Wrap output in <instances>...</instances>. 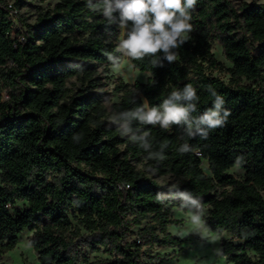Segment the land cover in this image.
Listing matches in <instances>:
<instances>
[{
    "label": "trees",
    "instance_id": "trees-1",
    "mask_svg": "<svg viewBox=\"0 0 264 264\" xmlns=\"http://www.w3.org/2000/svg\"><path fill=\"white\" fill-rule=\"evenodd\" d=\"M8 3L0 0V250L14 248L28 230L40 264H77L71 236L83 228L92 251L111 254L104 264H143L145 244L182 241L165 232L176 222L166 207L199 203L210 207L204 220L209 230L239 240L222 242L229 262L264 264V3L196 0L192 31L171 50L177 60L169 62L162 52L127 57L149 77L118 82L119 101L110 109L97 74L112 63L121 32L118 12L110 21L93 11L102 0H57L33 23L19 16L20 42ZM12 4L20 9L23 0ZM212 38L231 63V77L247 84L231 85L206 72L216 65ZM188 85L195 96L177 102L194 105L188 122L162 129L133 115L159 107ZM4 88L8 98L1 100ZM218 97L220 116L229 115L215 129L199 125L204 138L196 122L215 110ZM237 164H243V179L227 172ZM139 165L180 182L160 185ZM143 221L148 224L129 240V228Z\"/></svg>",
    "mask_w": 264,
    "mask_h": 264
},
{
    "label": "rangeland",
    "instance_id": "rangeland-1",
    "mask_svg": "<svg viewBox=\"0 0 264 264\" xmlns=\"http://www.w3.org/2000/svg\"><path fill=\"white\" fill-rule=\"evenodd\" d=\"M242 1L264 3V0ZM12 2L13 0H9V3ZM56 2L57 0H23V5L19 9L23 23H33L40 9H51ZM122 35L123 28L121 27L119 42L122 39ZM107 42L109 43L110 41L108 40ZM119 42L114 43L115 53L112 63L107 66H100L97 74L99 79L98 91L105 94V104L108 109L111 108L112 103L119 101L120 93L114 90L118 82L123 81L128 84H132L135 81L145 82L149 77L147 72L137 70L132 66L127 56L119 50ZM211 53L216 65L207 69V73L217 76L225 83L231 85L234 83H248L244 78L231 77L229 71L231 63L224 56L222 46L216 38L211 40ZM71 83H75V87L79 86L75 79H72ZM7 98L8 90L4 88L1 91V100H6ZM138 167L143 169L148 177L155 179L160 185L165 187H170L180 182V178L174 175H159L155 171L142 167V165ZM201 167L210 176L207 161L202 160ZM227 172L238 179H243V164L234 165ZM16 205L20 208L24 207L22 202H17ZM166 209L168 216L175 219L176 222L167 225L165 232L171 237L182 239V241L167 245L156 242L145 244L140 250V259L143 264H232L226 259V255L223 254L221 245L224 240L237 239L227 232L217 233L205 226L204 220L210 209L209 206L198 203L195 207L167 206ZM194 216L198 218L196 222L193 221ZM147 224L146 221H143L140 225L131 226L128 239L132 240L138 237L139 231ZM88 233L81 228L79 235L71 236L74 248L77 251V264H104L111 254L103 248L99 251H92L85 242ZM32 235L33 231L24 230L18 235L19 239L14 248L7 251L0 250V264H40L36 252L29 244V239ZM158 235L162 237L163 233L158 232ZM242 253L256 259L254 253L249 249L242 250Z\"/></svg>",
    "mask_w": 264,
    "mask_h": 264
},
{
    "label": "clouds",
    "instance_id": "clouds-1",
    "mask_svg": "<svg viewBox=\"0 0 264 264\" xmlns=\"http://www.w3.org/2000/svg\"><path fill=\"white\" fill-rule=\"evenodd\" d=\"M195 4L196 0H102V6L93 8V11H102L110 21L113 13L118 12L121 27L126 29L125 38L119 42V50L125 56L142 60L145 56L155 57L162 52L169 62H173L177 60L178 54L171 50L183 45L187 40L186 34L192 31L190 10ZM194 96V89L188 85L182 93L173 91L170 98L165 99L159 107H149L147 111L141 108L133 115L143 123L159 124L162 129H168L171 124H178L182 120L188 122L189 112L194 110V105L182 106L177 102L181 99L191 100ZM222 103L223 100L218 97L215 110L209 109L196 122L204 138H207V132L199 129V125L215 129L225 123L229 113L220 116ZM181 151H187V146H183ZM197 220L194 216L193 221Z\"/></svg>",
    "mask_w": 264,
    "mask_h": 264
},
{
    "label": "built area",
    "instance_id": "built-area-1",
    "mask_svg": "<svg viewBox=\"0 0 264 264\" xmlns=\"http://www.w3.org/2000/svg\"><path fill=\"white\" fill-rule=\"evenodd\" d=\"M7 9H8L7 17L13 27L12 33L16 34L17 35L16 38L21 42L24 40V36L19 21V16H20L19 8H17L12 3H8ZM137 242H139V240H137Z\"/></svg>",
    "mask_w": 264,
    "mask_h": 264
},
{
    "label": "water",
    "instance_id": "water-1",
    "mask_svg": "<svg viewBox=\"0 0 264 264\" xmlns=\"http://www.w3.org/2000/svg\"><path fill=\"white\" fill-rule=\"evenodd\" d=\"M235 244H239V240H235Z\"/></svg>",
    "mask_w": 264,
    "mask_h": 264
}]
</instances>
